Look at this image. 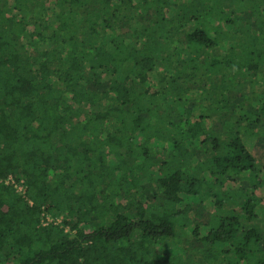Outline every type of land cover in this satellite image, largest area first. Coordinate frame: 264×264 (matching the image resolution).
<instances>
[{"label": "trees", "instance_id": "obj_1", "mask_svg": "<svg viewBox=\"0 0 264 264\" xmlns=\"http://www.w3.org/2000/svg\"><path fill=\"white\" fill-rule=\"evenodd\" d=\"M256 143L264 0H0V264H264Z\"/></svg>", "mask_w": 264, "mask_h": 264}, {"label": "rangeland", "instance_id": "obj_2", "mask_svg": "<svg viewBox=\"0 0 264 264\" xmlns=\"http://www.w3.org/2000/svg\"><path fill=\"white\" fill-rule=\"evenodd\" d=\"M263 149H264V145L259 144V143H256L255 148L253 150L254 156L256 157V159H259L258 160L259 162H257L258 163V168L261 167L260 166V160H264V152H263ZM158 156H160V154H158Z\"/></svg>", "mask_w": 264, "mask_h": 264}, {"label": "built area", "instance_id": "obj_3", "mask_svg": "<svg viewBox=\"0 0 264 264\" xmlns=\"http://www.w3.org/2000/svg\"><path fill=\"white\" fill-rule=\"evenodd\" d=\"M18 190H19L21 193H24V189H23L22 187H19ZM47 221H48V222H56V223H59V222H60L59 219H56V220H55V219L51 218L50 216L47 217Z\"/></svg>", "mask_w": 264, "mask_h": 264}]
</instances>
